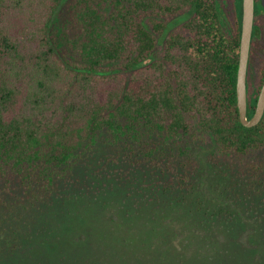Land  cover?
<instances>
[{
  "label": "trees",
  "instance_id": "trees-1",
  "mask_svg": "<svg viewBox=\"0 0 264 264\" xmlns=\"http://www.w3.org/2000/svg\"><path fill=\"white\" fill-rule=\"evenodd\" d=\"M234 11L228 28L219 0H0V176L51 184L103 133L195 134L246 166L264 114L240 122L241 0Z\"/></svg>",
  "mask_w": 264,
  "mask_h": 264
},
{
  "label": "rangeland",
  "instance_id": "rangeland-1",
  "mask_svg": "<svg viewBox=\"0 0 264 264\" xmlns=\"http://www.w3.org/2000/svg\"><path fill=\"white\" fill-rule=\"evenodd\" d=\"M219 3L232 28L233 0ZM257 17L249 95L264 71ZM0 264H264V153L244 166L195 134L133 142L103 133L56 168L51 184L7 173Z\"/></svg>",
  "mask_w": 264,
  "mask_h": 264
},
{
  "label": "water",
  "instance_id": "water-1",
  "mask_svg": "<svg viewBox=\"0 0 264 264\" xmlns=\"http://www.w3.org/2000/svg\"><path fill=\"white\" fill-rule=\"evenodd\" d=\"M264 8V0L262 2ZM254 0H242L241 33L239 46V61L236 82V98L240 122L244 127L257 125L264 114V80L262 82L254 113L247 117L246 78L249 59V49L253 30Z\"/></svg>",
  "mask_w": 264,
  "mask_h": 264
},
{
  "label": "flooded vegetation",
  "instance_id": "flooded-vegetation-1",
  "mask_svg": "<svg viewBox=\"0 0 264 264\" xmlns=\"http://www.w3.org/2000/svg\"><path fill=\"white\" fill-rule=\"evenodd\" d=\"M234 2V9L236 7V4H238L239 0H233ZM262 2L263 0H254V20H253V30H252V37H251V43H250V49H249V59L251 58V56H253V43L254 40L256 39V34L258 31V24H257V16H260L261 14H264V8L262 7ZM242 3V0H241ZM258 8V9H257ZM249 59H248V66H249ZM247 73H248V68H247ZM264 80V78H263ZM263 82V81H262ZM262 85V83H261ZM261 88V86H260ZM260 91V89H259ZM249 82L246 78V94L247 96L249 95Z\"/></svg>",
  "mask_w": 264,
  "mask_h": 264
}]
</instances>
